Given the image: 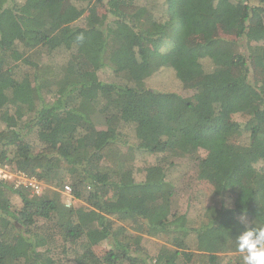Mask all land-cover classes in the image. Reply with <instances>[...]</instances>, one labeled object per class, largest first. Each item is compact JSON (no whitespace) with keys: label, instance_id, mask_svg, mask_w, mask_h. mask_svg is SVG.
<instances>
[{"label":"trees","instance_id":"trees-1","mask_svg":"<svg viewBox=\"0 0 264 264\" xmlns=\"http://www.w3.org/2000/svg\"><path fill=\"white\" fill-rule=\"evenodd\" d=\"M0 122V162L43 184L0 182V264H243L237 237L264 227V0H0ZM187 158L216 192L193 215L174 207Z\"/></svg>","mask_w":264,"mask_h":264},{"label":"rangeland","instance_id":"rangeland-1","mask_svg":"<svg viewBox=\"0 0 264 264\" xmlns=\"http://www.w3.org/2000/svg\"><path fill=\"white\" fill-rule=\"evenodd\" d=\"M138 2L142 0H137ZM144 1V0H143ZM105 13L104 6H91L87 13L85 14V17L80 19L78 21L79 25H91L96 24L101 19V15ZM213 33L218 36H223L227 38H235V35L230 33L229 31L225 30L222 27H218L214 29ZM198 40H202V38H198ZM150 45H147V49H151ZM58 62L57 59H54ZM23 64L25 65V69H27L28 72H31L32 65H34L33 61L30 59L24 60ZM82 67L84 69H91L92 64L84 62L82 64ZM109 73L105 71H99L98 76L102 81H109L111 80ZM260 73L254 72L253 76L260 77ZM163 79V80H162ZM167 77L162 76L160 80L156 79L153 81L152 85L156 88H168L169 84L164 82ZM161 81V82H160ZM191 89H184L182 88L181 94L188 95L191 93ZM92 120L98 129H104L106 127L104 123L103 117L100 115V113L97 111L92 115ZM10 124L14 126L15 123V117L14 115H11L10 117ZM0 127H3L2 123L0 122ZM259 134H261V138L258 136L255 137V143H262L264 142V127H261L259 129ZM133 159L131 161V165L134 167H145L148 164L154 162L155 156L153 154H149L145 151H133ZM180 162V166L178 168L177 173L173 176L175 179L176 186H178V192L174 197V202L176 207L179 211H186L193 215L195 213V208L199 205H210L214 203V200L216 199V192L214 190V186L206 181H199L196 179V172H197V166L196 163L192 160L187 159H181L177 160ZM43 190V184H40ZM182 189V190H181ZM41 190V192H42ZM191 199V200H190ZM12 205L13 209H19L21 206V201L18 197L12 198ZM94 219V215L92 212H86L85 220H91ZM143 244L145 245L148 253L150 255H154L157 253V250L159 249V245L162 243L161 239L153 238V237H145L143 240ZM97 245H93V249L97 253H101L103 249L107 247V243L104 240L97 241ZM44 244V243H43ZM42 244V245H43ZM47 246V245H46ZM43 246H38V249H42ZM60 250V249H59ZM65 254H60V259H64L63 256ZM72 258V257H71ZM69 258V259H71ZM68 264H74L72 261H69Z\"/></svg>","mask_w":264,"mask_h":264},{"label":"clouds","instance_id":"clouds-1","mask_svg":"<svg viewBox=\"0 0 264 264\" xmlns=\"http://www.w3.org/2000/svg\"><path fill=\"white\" fill-rule=\"evenodd\" d=\"M36 180L41 184L38 179ZM0 182L9 183L7 181ZM62 194L64 196L63 203L65 204L66 196L64 194V187L62 189ZM236 243L239 250L244 253L243 264H264V227L248 228L237 237Z\"/></svg>","mask_w":264,"mask_h":264},{"label":"built area","instance_id":"built-area-1","mask_svg":"<svg viewBox=\"0 0 264 264\" xmlns=\"http://www.w3.org/2000/svg\"><path fill=\"white\" fill-rule=\"evenodd\" d=\"M0 181H7L13 183L15 186L24 185L29 186L30 189L37 195L41 193L42 187L34 177H28L21 171H12L9 169L8 164L0 162ZM65 205H73L75 199L71 195L69 185H64Z\"/></svg>","mask_w":264,"mask_h":264}]
</instances>
